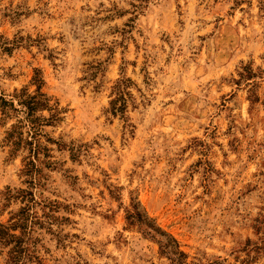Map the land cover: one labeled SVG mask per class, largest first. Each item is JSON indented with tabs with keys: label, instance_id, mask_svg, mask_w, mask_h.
<instances>
[{
	"label": "rangeland",
	"instance_id": "374dc122",
	"mask_svg": "<svg viewBox=\"0 0 264 264\" xmlns=\"http://www.w3.org/2000/svg\"><path fill=\"white\" fill-rule=\"evenodd\" d=\"M36 71L64 112L36 163L31 264H264V0H0V93ZM121 76L127 121L105 111ZM1 118L7 225L28 185Z\"/></svg>",
	"mask_w": 264,
	"mask_h": 264
},
{
	"label": "trees",
	"instance_id": "16d2710c",
	"mask_svg": "<svg viewBox=\"0 0 264 264\" xmlns=\"http://www.w3.org/2000/svg\"><path fill=\"white\" fill-rule=\"evenodd\" d=\"M133 6L136 7V5ZM127 26L131 27V25ZM31 84L35 86L32 92L26 87H21L18 90L14 89L10 95L0 93V114L4 125L8 120H14L4 131L3 142L10 146L11 154L18 150L26 152V156L22 157L20 176L28 185L25 189L19 188L15 191L8 189L5 195L6 201L20 198L23 205L11 215L7 225L0 223V243L8 247L3 264H31V259L34 258L26 245L34 224L31 214L34 201L31 187H34L42 177L36 163H43L46 166L52 164L48 160L51 157L50 149L43 143V139L50 143L54 141L47 137L44 127L60 121L61 114L64 112L58 102L50 103L51 99L41 90L44 81L39 71L34 73ZM132 86H134L133 81L126 76H121L115 81L105 110L109 115L113 117L118 115L124 121L128 120L127 109L136 107L135 97L131 91ZM127 126L132 125L127 123ZM132 217L139 220L137 212H134ZM147 233L149 234V231ZM161 246L164 249L162 252L170 253L167 245L162 243Z\"/></svg>",
	"mask_w": 264,
	"mask_h": 264
}]
</instances>
